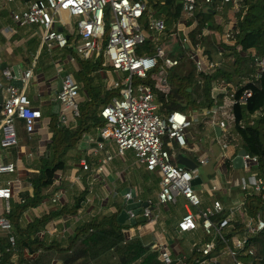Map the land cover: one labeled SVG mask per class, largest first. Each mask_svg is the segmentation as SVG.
Returning a JSON list of instances; mask_svg holds the SVG:
<instances>
[{
    "label": "built area",
    "instance_id": "obj_1",
    "mask_svg": "<svg viewBox=\"0 0 264 264\" xmlns=\"http://www.w3.org/2000/svg\"><path fill=\"white\" fill-rule=\"evenodd\" d=\"M12 1L4 0L5 4ZM182 1L184 14L191 16L196 1ZM202 1H216L221 5H229L232 12L239 11L242 2V0ZM106 8L109 11L107 31L104 20ZM62 12L74 18L72 32L58 31L52 27L54 23H64L66 18L62 17ZM8 13L10 24L3 28V32L14 33L21 27L37 26L40 34L38 35V30L34 31V34L38 35L40 44L45 46L47 51L52 50L53 47H68L75 35L76 42L73 50L80 58L90 60L101 55L103 65L128 72L122 81L115 80L110 84V88L119 89V95L111 97L99 112L104 120L103 125L98 127L100 138L112 141L115 145V154L119 157H124L127 149H132L136 162L143 164L148 171L156 172L159 176V189L155 206L166 203L175 204L180 198L184 199L185 211L177 221V232H191L200 227L205 234L212 236V239L200 246L202 255L213 252L219 241L232 257V264H245L240 256L253 254L250 241L253 236L264 230V219L259 214L252 217L245 213V218L242 220V233L238 234L236 230L228 233V229L233 227L232 222H236L234 212L243 211L244 214L243 203L231 208L218 221H212L211 217L223 210L220 201L215 200L212 206L199 208L200 196L195 189V184L192 183L196 176L190 169L173 164L171 161L173 153H170L173 144L180 149L193 150L187 146L185 130L198 123L199 117L176 110L161 113L158 111L152 87L141 82L133 84V77L138 80L149 77L154 80L156 88L167 92L165 72L179 63L178 59L171 57L161 45L154 44L152 55H139L136 52V47L142 45L149 34H151V41L157 42V34L167 29L164 18L156 17L150 12L148 0H29L24 7L10 9ZM144 15L147 18L146 24L143 25L139 23V20ZM231 27L232 24L226 25L222 33L221 40L225 44L234 42ZM105 33L106 40L103 42ZM179 41L178 43L182 45L188 43L186 36L179 38ZM184 56L194 64L198 72L209 73L217 65L206 57L204 48L199 44L188 47L184 51ZM254 63L255 76L258 77L264 70V55L261 58L255 57ZM32 68L33 66L18 72L17 77L10 69L3 70L5 85L0 103V236L7 237L12 246L15 243V237L7 215L10 212L12 200L22 201L20 194L24 191L25 183L18 176L14 179L3 177L16 170L14 162L6 160L5 155L8 148L18 144L16 120L21 121L27 133H32L35 123L41 117V111L31 105L25 93V86L33 74ZM15 79L20 80V87L13 83ZM78 89L72 74L66 73L61 77V87L55 95L58 104L63 109L70 110L73 117L79 115ZM250 96L249 89H245L238 96L235 95V91H231L226 94L222 103L202 110L203 116L206 117L205 123L220 129L216 142L221 149H225L234 140L232 106L235 103L244 104ZM60 122L63 124L66 122L63 114L60 116ZM98 149L103 150L104 157L95 171L103 172L104 165L114 154L105 149L102 142L97 144L93 152ZM241 157L245 168L248 167V161L257 164L255 155L246 152ZM197 161L203 164L207 159L198 157ZM79 164L82 170H89L84 159L80 160ZM73 178L78 180L80 177L74 174ZM241 185L247 192L264 199V178L259 176L256 168L241 181ZM124 195L126 199L130 198L129 193ZM54 200L53 198L52 201ZM190 207L195 208V211H192ZM139 212L142 217L147 218L148 221L151 220L153 213L151 202L148 201L145 207L141 206ZM127 214L129 218L136 217L132 211H127ZM45 233L57 234L52 228L38 232L40 235ZM60 233L63 235L64 230ZM154 250L157 251L163 264H185L184 260L180 259L173 262L162 243L155 244ZM16 258L17 255L12 254L11 259ZM208 261L210 264H218L215 256H211Z\"/></svg>",
    "mask_w": 264,
    "mask_h": 264
},
{
    "label": "crops",
    "instance_id": "obj_2",
    "mask_svg": "<svg viewBox=\"0 0 264 264\" xmlns=\"http://www.w3.org/2000/svg\"><path fill=\"white\" fill-rule=\"evenodd\" d=\"M28 1L13 0L8 4L0 2V101L3 98L5 85L3 70L10 69L13 72L16 68L18 72H21L33 66V74L25 86V93L30 99L31 105L41 111V117L35 123L32 133H27L21 121L16 120L18 144L12 146L11 149L8 148L5 155L6 160L14 162L16 168L13 173L6 174L5 177L14 179L18 176L25 183L24 191L31 195L32 188L27 182V178L31 173L37 171L39 157L47 153L46 146L52 137L50 128L52 118L55 117L60 122V116L63 114L66 118L65 125L74 123L77 118L72 116L70 110L63 109L55 100V95L61 87V77L70 73L77 81L79 84L77 101L79 104L91 100V96L96 94L102 96L105 90L113 89L110 88V84L117 79L112 77L108 65H103V62L94 70H89L91 62L96 59L88 60L90 63L85 65L80 63V60L85 61V59L77 57L74 52L58 47H53L52 50L47 51L34 34V31L38 30L37 26L21 27L14 33L3 32V28L10 24L9 10L22 8ZM226 9L219 16L223 23L221 33L208 31L211 34L209 35L210 38L213 34V36H217V39H221L225 26L233 25L232 13L234 12L229 5H226ZM73 22L74 18L68 16L63 24L54 23L52 27L56 30L61 28L60 31L72 32L74 29ZM191 28L192 25L188 24L184 17L176 24V31L180 36H186ZM43 47L49 56H46V52L39 55ZM223 52H225L224 48L217 46V56L221 57V62L214 59L217 64L233 62V55ZM81 75L89 79L88 88L90 87V90L84 86L83 81L79 80ZM167 87L169 90L168 84ZM235 90L236 85L233 82H226L222 79L212 80L210 89L212 105L222 103L226 94ZM164 93H166L165 90ZM204 109L207 108L195 109L196 112L194 108L182 111L198 116L200 119L198 123L185 130L187 146L193 150L180 149L176 144H173L170 152L174 154V157L176 154L182 153L192 160L194 167L191 171L197 179L195 189L200 196V209L212 206L215 200L220 201L223 209H227V213L240 203H243L244 208V191L246 190L242 187L241 181L251 171L255 170L257 164L248 161L246 168L244 165L242 167L235 166L233 160L238 151L242 149L239 141L234 135L233 142L225 149H221L216 142L219 133L216 132L215 127L205 123L206 117L203 116L202 112ZM100 142L114 156L104 165L103 172H96L95 168L104 157V152L101 149L93 152V149ZM114 147L112 141L100 138L98 127L83 133L77 144L66 153V169L55 174L52 184L45 189L47 196L37 205L23 211V220L29 222L34 217H40L42 214L56 211L61 207H69L76 198H83L80 209L75 212L63 211L48 222L46 228L55 229L57 234H54L62 237L64 234H69L75 224L84 218L99 212H114L116 206L123 207L124 194L129 193L131 198V192H133V201H146L147 203L150 201L153 213L151 220L146 223L127 227L124 230L125 235L127 237L139 236L143 243L150 245L152 250H154L155 244L162 243L173 262L179 259L185 262L186 257L194 248L200 251V246L212 239V236L205 234L200 227L191 232L178 233L176 224L185 211L184 199H179L175 204L166 203L155 206L159 189V176L155 172L148 171L143 164H139L134 158L129 159L132 154H127L126 159L117 156ZM198 157L206 158L207 161L199 164ZM82 159L87 163L89 170L80 168L79 161ZM74 174H78L80 178L75 180ZM148 186H151L150 193L146 190ZM53 198L54 201H52ZM190 209L195 211L193 207ZM245 213V209L244 214L243 211H235V221L242 223ZM241 227L243 228V225ZM242 228L237 231L238 234L242 233ZM62 230H64L63 235L60 233ZM54 234H50V236ZM38 236L43 237L44 234H38ZM205 236H209L206 241L202 240ZM203 256L206 260L202 264H210L208 259L211 256L216 257L218 264H232L233 262L225 246L219 241L213 252ZM242 256L244 255H241L240 258L243 260ZM51 264H59V261L54 259Z\"/></svg>",
    "mask_w": 264,
    "mask_h": 264
},
{
    "label": "trees",
    "instance_id": "obj_3",
    "mask_svg": "<svg viewBox=\"0 0 264 264\" xmlns=\"http://www.w3.org/2000/svg\"><path fill=\"white\" fill-rule=\"evenodd\" d=\"M192 15L184 14L182 0H148V8L156 17L164 18L167 25H172L176 30L182 17L187 20L192 28L186 33L188 43L179 44L182 51L175 56L179 63L175 68L166 70L168 92L164 93L154 85V80L147 77L139 80L143 84L152 87L158 111L169 113L171 111H186V109L209 108L213 104L210 96L211 81L224 80L236 85L235 95L238 96L245 89L251 91V96L244 104L235 103L232 106L234 122L233 133L239 141L240 147L248 154L257 157L256 170L259 176L264 178V70L258 77L254 58L264 55V0H242L240 9L232 13L234 42L225 44L220 38L208 31L220 34L222 20L220 13L226 9V4L219 2H203L195 0ZM4 2V0H0ZM106 31L108 30L109 11H104ZM146 24V22L144 23ZM143 24V25H144ZM166 29V32H172ZM105 31V32H106ZM106 40L103 38V42ZM76 37L64 50L74 52L73 45ZM199 44L204 47V53L209 60H218L217 46L224 48L223 53L231 54L233 62L217 64L216 68L209 72H198L195 66L184 56L185 46L190 47ZM147 54L153 52V45L148 39L143 44ZM47 52L43 47L41 53ZM79 57L78 55H76ZM90 69L100 66L103 57L92 58ZM91 59V60H92ZM215 61V60H214ZM88 60H80L87 65ZM216 62V61H215ZM217 63V62H216ZM79 80L90 90L88 78L79 76ZM77 82V81H76ZM78 84V83H77ZM79 87V84H78ZM119 95V89L105 90L102 96H91V100L79 104V115L74 123L62 125L53 117L50 123L52 137L46 146L47 153L39 157L37 171L31 173L27 182L32 188V194L23 191L20 196L22 201L12 200L10 212L7 215L12 224L15 237L14 245H10L7 237L0 236L1 264H51L56 259L59 264H163L158 253L150 248V245L142 242L139 236L127 237L124 230L129 226H137L146 223L145 217L135 218V224L129 221L120 222L118 214L122 207L116 206L114 212H99L90 217L78 221L69 234L62 237L50 236L45 233L43 237L38 232L46 229L48 222L61 214V212H75L80 209L83 198H76L69 207H61L56 211L34 217L29 222L23 220V211L37 205L45 196V189L49 187L57 172L66 169V153L73 148L86 131L103 125L104 120L99 112L110 98ZM220 99V97H219ZM13 147H10L11 149ZM171 153V152H170ZM172 154V153H171ZM172 163L176 165L172 154ZM146 190L150 193L151 186ZM244 209L247 216L255 217L259 214L264 219V199L253 193L244 191ZM227 214V209L215 213L211 219L218 221ZM233 227L228 233L240 231L242 223L232 222ZM209 236L202 240L206 241ZM253 254L242 256L247 264H264V230L253 236L250 241ZM16 259H11L12 254ZM206 260L200 251L194 250L185 259V264H202Z\"/></svg>",
    "mask_w": 264,
    "mask_h": 264
},
{
    "label": "rangeland",
    "instance_id": "obj_4",
    "mask_svg": "<svg viewBox=\"0 0 264 264\" xmlns=\"http://www.w3.org/2000/svg\"><path fill=\"white\" fill-rule=\"evenodd\" d=\"M62 17L68 18V15L65 12H62ZM146 18H147V16L144 15L139 20V23L140 24H144L146 22ZM225 18H226V16H225ZM167 28L168 29H171L172 28L173 29L172 32H170V33L169 32H166V33L165 32L158 33L157 36H156L157 37V40H158L157 42H152L151 39H150L151 34L148 35V38L146 40L149 39L151 41V44L153 45V52L152 53H150V54H147L146 53V51L144 49V46H143V44L145 42L142 45H138L136 47V52L139 55H152L154 53V44L155 45L157 44V45L163 46V48L167 51L168 54L171 52L175 56H178V54L180 53V51L183 50V48H181V46H179V44H178V42L180 43L179 38H181L182 36L179 35L178 31L174 30V27L172 25H167ZM37 33H38V35L40 34V29H38V32ZM38 35H36V36L38 37ZM184 50H186V49H184ZM51 54H52V52H51ZM46 56H49V54L47 52H46ZM157 62H159V60ZM107 67L109 68L112 77L115 78V79H117V80L122 81L124 79V77L128 75V72L120 71V70H115L111 66H107ZM173 68H175V67H173ZM154 70H152V71H154ZM165 75H166V72H165ZM132 81H133V84L139 83L138 82L139 80L136 77H133L132 78ZM197 144H199V142H197ZM114 150H115V147H114ZM127 154H132V155H130L129 159L134 158L136 160L135 155H134V151L132 149H127L125 151V155H124L125 159H126ZM3 177H5V176L3 175ZM180 199H182V198H180ZM136 217L138 219H140V217H141L140 212L136 215Z\"/></svg>",
    "mask_w": 264,
    "mask_h": 264
},
{
    "label": "water",
    "instance_id": "obj_5",
    "mask_svg": "<svg viewBox=\"0 0 264 264\" xmlns=\"http://www.w3.org/2000/svg\"><path fill=\"white\" fill-rule=\"evenodd\" d=\"M61 28L58 29V31H60ZM187 47V46H186ZM13 74L15 77L18 76V71L16 68H14V71H13ZM13 83L15 85H17L18 87L21 86V82L19 79H15L13 81ZM1 103V101H0ZM215 130L217 133H219L220 129L218 127H215ZM246 153V151L244 149H240L237 153V156L235 157V159L233 160L234 164L236 167H242L243 166V160H242V155H244ZM175 162L176 164L178 165H181L187 169H193L194 167V164L192 162L191 159H189L187 156H185L184 154L182 153H178L176 154L175 156ZM193 184H196L197 183V179L194 178L193 181H192ZM126 191V190H125ZM131 198H128V199H124L123 201V204L124 206L122 207V209L120 210L119 214H118V220L120 222H124L125 220H128L131 224H135L136 220L135 218H129L128 217V214H127V211H132V213L136 216L138 213H139V210H140V207L143 206H147V202L146 201H143V202H134L133 201V192H131Z\"/></svg>",
    "mask_w": 264,
    "mask_h": 264
}]
</instances>
